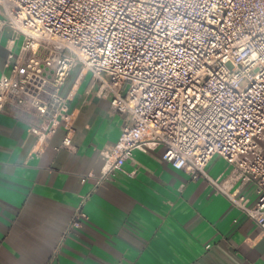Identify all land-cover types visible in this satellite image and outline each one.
<instances>
[{"label": "built area", "instance_id": "built-area-1", "mask_svg": "<svg viewBox=\"0 0 264 264\" xmlns=\"http://www.w3.org/2000/svg\"><path fill=\"white\" fill-rule=\"evenodd\" d=\"M5 3L24 14L22 27L2 14ZM0 13V30H12L0 112L29 125L38 151L61 125L62 146L75 149L61 88L82 65L128 120L101 151L99 185L136 150L163 145V160L205 178L264 231V0H0ZM215 155L230 167L225 179L206 171ZM250 182L252 205L241 194Z\"/></svg>", "mask_w": 264, "mask_h": 264}, {"label": "crops", "instance_id": "crops-1", "mask_svg": "<svg viewBox=\"0 0 264 264\" xmlns=\"http://www.w3.org/2000/svg\"><path fill=\"white\" fill-rule=\"evenodd\" d=\"M11 37L0 30V77ZM91 83L78 65L61 88L73 151L62 146L63 125L38 151L29 125L0 112V264H264V231L205 178L163 160V145L136 150L98 184L101 151L128 120ZM206 171L225 179L230 167L215 155ZM241 194L257 200L252 182ZM79 210L81 226L69 231Z\"/></svg>", "mask_w": 264, "mask_h": 264}, {"label": "clouds", "instance_id": "clouds-1", "mask_svg": "<svg viewBox=\"0 0 264 264\" xmlns=\"http://www.w3.org/2000/svg\"><path fill=\"white\" fill-rule=\"evenodd\" d=\"M163 5H160V7H162ZM33 7H36L35 5H33ZM11 6L8 3H5L3 5V15L12 22V24H14L17 27H22V19L24 18V14H21L20 17H14L12 16V13L10 11ZM28 10H25V12H27ZM22 30L27 31V29L22 28ZM34 48L37 46H33Z\"/></svg>", "mask_w": 264, "mask_h": 264}, {"label": "rangeland", "instance_id": "rangeland-1", "mask_svg": "<svg viewBox=\"0 0 264 264\" xmlns=\"http://www.w3.org/2000/svg\"><path fill=\"white\" fill-rule=\"evenodd\" d=\"M19 43H20V41H19Z\"/></svg>", "mask_w": 264, "mask_h": 264}]
</instances>
